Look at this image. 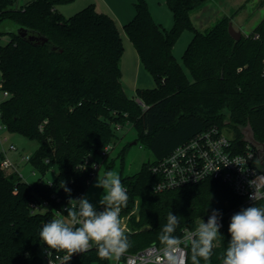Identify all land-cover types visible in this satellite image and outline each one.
<instances>
[{
	"label": "trees",
	"instance_id": "obj_1",
	"mask_svg": "<svg viewBox=\"0 0 264 264\" xmlns=\"http://www.w3.org/2000/svg\"><path fill=\"white\" fill-rule=\"evenodd\" d=\"M208 1L165 0L174 20L167 30L154 20L147 0H135V15L123 29L155 87L137 89L129 97L122 84L124 43L111 16L90 4L66 17L58 6L70 0H33L17 7L16 0H0V35L10 37L7 44L0 43L1 89L7 94L0 123L37 141L29 163L41 175L30 185L0 167V264H43L39 233L54 217L35 206L47 200L62 210L70 199L84 196L92 172L86 159L116 144V127L126 123L133 125L135 142L145 145L155 160L133 176H120L128 195L120 213V220L129 216L125 234L130 247L124 253L151 245L163 248L159 233L171 211L181 216L174 235L182 238L185 229H195L217 210L223 217V238L214 242L210 261L201 259L200 264H222L232 215L253 204L264 206V200L246 205L214 179L158 192V178L151 171L177 146L214 126L229 128L239 151L247 145L248 127L264 144V19L240 41L229 34L230 18L202 32L192 15ZM19 29L48 41L31 43L18 35ZM185 29L193 33L183 56L192 81L173 52ZM53 168L57 176L49 184L43 179ZM187 251L192 264L190 245ZM111 259L100 258L94 246L63 264H110Z\"/></svg>",
	"mask_w": 264,
	"mask_h": 264
},
{
	"label": "clouds",
	"instance_id": "obj_2",
	"mask_svg": "<svg viewBox=\"0 0 264 264\" xmlns=\"http://www.w3.org/2000/svg\"><path fill=\"white\" fill-rule=\"evenodd\" d=\"M62 187L70 193L66 182L62 181ZM94 187L103 189L98 201L101 210L90 203L86 196L70 199L63 210L67 213V222L55 218L44 223L40 230L39 238L43 244L66 251V260L69 262L73 255L86 252L93 246L102 259H119L130 247L120 221V213L127 204L128 195L119 174L107 171L103 177L98 176ZM250 199H255L254 194ZM220 216L217 210H213L207 222L202 219L182 240L174 235L181 216L169 212L167 223L159 233L167 264H177L173 253L184 241L190 244L192 264H200L201 259L210 261L214 242L223 238ZM228 233L230 240L221 257L222 264H264V206L253 204L233 214Z\"/></svg>",
	"mask_w": 264,
	"mask_h": 264
},
{
	"label": "rangeland",
	"instance_id": "obj_3",
	"mask_svg": "<svg viewBox=\"0 0 264 264\" xmlns=\"http://www.w3.org/2000/svg\"><path fill=\"white\" fill-rule=\"evenodd\" d=\"M33 0H16V7L25 5ZM208 4V2H210ZM84 2L85 7L89 3L95 4L96 10L105 12V14L115 12L121 20H127L130 13L135 11V0H74V4H63L64 6H58V11L66 17H70L77 13L80 9L75 6ZM208 6L204 7V12L196 11L192 15V20L195 26L202 32L209 31L214 27L221 19L230 18L233 27L240 31L243 36H249L257 25L264 19V0H209ZM150 11L153 13L156 22L161 24L165 29L170 30L173 27L174 20L173 14L168 8L165 0H147ZM206 4V5H207ZM73 9L68 13L66 9ZM82 8V7H80ZM98 8V9H97ZM109 12V13H108ZM135 15V14H134ZM129 22V21H128ZM122 35L125 53L121 60V69L123 73L122 84L126 94L129 97H135L137 89H151L155 87V80L152 75L144 69V66L140 63L141 67L138 68V55L132 42L129 40L127 34L122 27H119ZM193 38V33L189 29L183 30L178 40L174 44L173 52L176 60L180 63L184 69L187 77L190 81L193 80L192 73L184 66V53L189 43ZM10 40L8 35H0V43L7 44ZM139 79L140 83L137 86L136 80ZM6 95L1 89V74H0V110L1 103L5 99ZM2 124L0 123V126ZM226 134L231 136L229 128H225ZM119 140L116 144H113V149L110 152L107 159L103 162L102 167L97 172L89 184L84 196L88 198L90 203L95 205L98 210H101V206L98 201L103 193L102 188L94 187L98 176L103 177L107 172L109 165H112L110 171L118 173L119 176H133L139 173L142 167L147 163H152L155 158L152 152L143 144L136 143V132L131 123H126L117 131ZM13 147V148H12ZM124 147L127 150L124 156H120ZM38 148L37 141L30 140L19 133H12L5 127L0 129V159H9L14 163H19V174L23 177V181L30 185H34L41 178L39 172H37L30 163H25L22 157L33 155ZM97 161H102V158L95 156ZM57 176L56 168L51 169L44 177V181L53 180Z\"/></svg>",
	"mask_w": 264,
	"mask_h": 264
},
{
	"label": "built area",
	"instance_id": "obj_4",
	"mask_svg": "<svg viewBox=\"0 0 264 264\" xmlns=\"http://www.w3.org/2000/svg\"><path fill=\"white\" fill-rule=\"evenodd\" d=\"M262 73L264 77V66ZM5 95L7 96V94ZM2 127L4 126L1 125L0 129ZM116 128L118 131L121 126L118 125ZM224 131L225 129L216 126L211 127L177 146L169 155L155 162L151 167L152 174L158 178L154 185L155 191L182 188L207 179H214L228 185L237 196L244 200L246 205L264 200V164L261 163L264 153L259 152L256 147L245 141L246 132L244 133V141L247 145L243 151H239L241 147L235 143L234 133L230 130L231 136H229ZM112 145H107L96 155L90 154L86 159V163L91 162L92 164L91 178L88 184L91 183L109 156L113 149ZM97 155L102 158V161L95 159ZM22 160L29 163L31 155L23 156ZM0 167L3 171L16 173L23 179L17 166L11 160L2 159ZM51 182L52 180L48 181L49 184ZM252 194L255 196L254 200L250 199ZM66 207L64 206L62 210L57 209L52 207L47 200H43L35 206L37 211L50 212L54 219L60 218L67 222V213L63 211ZM210 215L203 220L207 222ZM128 220L129 216L122 217L120 220L125 231L128 230ZM220 223L222 229L223 217H220ZM190 231L192 230L185 229L181 239L183 240ZM189 245L188 241H184L176 248L173 254L177 258V264H188L187 247ZM40 256L43 259V264H63L67 261L68 253L44 245L40 250ZM110 264H167V261L163 255V248L151 245L134 254L123 253L119 259L112 257Z\"/></svg>",
	"mask_w": 264,
	"mask_h": 264
},
{
	"label": "water",
	"instance_id": "obj_5",
	"mask_svg": "<svg viewBox=\"0 0 264 264\" xmlns=\"http://www.w3.org/2000/svg\"><path fill=\"white\" fill-rule=\"evenodd\" d=\"M229 34L230 36L235 40V41H240L243 34L240 31H237L234 27L233 24L230 23L229 27ZM18 35H20L22 38H25L27 41L31 43H36V44H44L48 40L44 37H36L34 35H28V32L25 29H19L18 30ZM246 138L245 141L252 144L254 147H256L259 152L264 153V144L258 142L255 137L253 131L248 127L246 130ZM136 144V142H134ZM261 163L264 164V155L262 156Z\"/></svg>",
	"mask_w": 264,
	"mask_h": 264
},
{
	"label": "crops",
	"instance_id": "obj_6",
	"mask_svg": "<svg viewBox=\"0 0 264 264\" xmlns=\"http://www.w3.org/2000/svg\"><path fill=\"white\" fill-rule=\"evenodd\" d=\"M70 5H72V4H74V0H70V2H68ZM209 3H211V1L210 2H208V4ZM90 4H92V3H89V5ZM208 4L207 5H205V7L206 6H208ZM85 5L86 4H84V2H82L81 4H79V5H75V6H77L80 10L81 9H83L84 7H85ZM95 5V4H94ZM61 6V5H60ZM62 6H64V5H62ZM80 7H82V8H80ZM96 7H97V5H96ZM98 9V8H97ZM66 10H68V13L70 12V11H72L73 9H70V8H68V9H66ZM98 12H100V11H98ZM201 12L203 13L204 12V8L201 10ZM100 13H102V12H100ZM104 14H105V12H103ZM109 13V12H108ZM132 13V12H131ZM130 13V16H129V18H127V20H121L118 16H116L117 14L115 13V12H113L112 11V13H109V16H111L114 20H115V22H116V24H117V26H118V29H119V27H122V28H124V26L128 23V21H130L133 17H134V14H135V11H134V13L133 14H131ZM152 13V12H151ZM108 15V14H107ZM152 16H153V18H154V20L156 21V19H155V17H154V15H153V13H152ZM125 53V52H124ZM138 55V54H137ZM138 58H139V56H138ZM141 63V60H140V58L138 59V68H139V70H141L140 68L141 67H139V66H141L140 65V63ZM142 64V63H141ZM145 69V68H144ZM146 70V69H145ZM147 71V70H146ZM148 72V71H147ZM139 83H140V80L139 79H137L136 80V85L138 86L139 85ZM13 162V161H12ZM14 163V162H13ZM16 166H17V168H18V171H19V163L18 164H16V163H14Z\"/></svg>",
	"mask_w": 264,
	"mask_h": 264
}]
</instances>
